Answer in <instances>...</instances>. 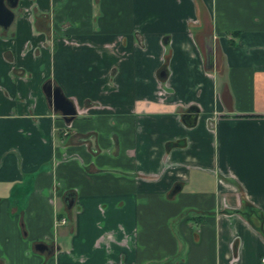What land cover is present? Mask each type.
<instances>
[{
    "label": "crops",
    "instance_id": "obj_1",
    "mask_svg": "<svg viewBox=\"0 0 264 264\" xmlns=\"http://www.w3.org/2000/svg\"><path fill=\"white\" fill-rule=\"evenodd\" d=\"M12 11L0 264H263L264 0ZM47 79L73 104L68 122Z\"/></svg>",
    "mask_w": 264,
    "mask_h": 264
},
{
    "label": "water",
    "instance_id": "obj_2",
    "mask_svg": "<svg viewBox=\"0 0 264 264\" xmlns=\"http://www.w3.org/2000/svg\"><path fill=\"white\" fill-rule=\"evenodd\" d=\"M17 0H0V26L7 27L13 19L12 8L16 5ZM41 89L46 97L47 103L54 111H59L66 120L72 118L74 107L69 98L65 97L59 87L52 84L50 80H45ZM72 201L71 196L68 197V204ZM44 245L36 243L35 247L42 249Z\"/></svg>",
    "mask_w": 264,
    "mask_h": 264
},
{
    "label": "rangeland",
    "instance_id": "obj_3",
    "mask_svg": "<svg viewBox=\"0 0 264 264\" xmlns=\"http://www.w3.org/2000/svg\"><path fill=\"white\" fill-rule=\"evenodd\" d=\"M148 264H166V263H162L159 259L155 258V256H152L151 259L148 261Z\"/></svg>",
    "mask_w": 264,
    "mask_h": 264
},
{
    "label": "flooded vegetation",
    "instance_id": "obj_4",
    "mask_svg": "<svg viewBox=\"0 0 264 264\" xmlns=\"http://www.w3.org/2000/svg\"><path fill=\"white\" fill-rule=\"evenodd\" d=\"M14 7H15V6H14ZM14 7H13V8H14ZM13 8H12V9H13ZM74 114H75V109H74ZM74 114H73V115H74ZM69 120H70V119H69ZM69 120H67L66 122H68ZM69 196H71V195H69ZM69 196H68V197H69ZM68 197L66 198V201H67V202H68ZM71 198H72V196H71ZM61 222H63V219H61ZM36 243H41V242H36ZM36 243H35V244H36ZM35 244H34V247H35ZM41 244H43V243H41ZM43 245H44V246L42 247V249H39V248H37V249H38V250H48L47 246H46L45 244H43Z\"/></svg>",
    "mask_w": 264,
    "mask_h": 264
},
{
    "label": "trees",
    "instance_id": "obj_5",
    "mask_svg": "<svg viewBox=\"0 0 264 264\" xmlns=\"http://www.w3.org/2000/svg\"><path fill=\"white\" fill-rule=\"evenodd\" d=\"M259 232L261 233V235L264 237V230L259 229Z\"/></svg>",
    "mask_w": 264,
    "mask_h": 264
},
{
    "label": "built area",
    "instance_id": "obj_6",
    "mask_svg": "<svg viewBox=\"0 0 264 264\" xmlns=\"http://www.w3.org/2000/svg\"><path fill=\"white\" fill-rule=\"evenodd\" d=\"M260 261L264 264V256L260 257Z\"/></svg>",
    "mask_w": 264,
    "mask_h": 264
}]
</instances>
